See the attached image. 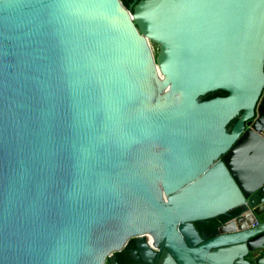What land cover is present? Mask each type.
Segmentation results:
<instances>
[{"label": "water", "instance_id": "1", "mask_svg": "<svg viewBox=\"0 0 264 264\" xmlns=\"http://www.w3.org/2000/svg\"><path fill=\"white\" fill-rule=\"evenodd\" d=\"M132 238L264 264V0H0V264Z\"/></svg>", "mask_w": 264, "mask_h": 264}, {"label": "flooded vegetation", "instance_id": "2", "mask_svg": "<svg viewBox=\"0 0 264 264\" xmlns=\"http://www.w3.org/2000/svg\"><path fill=\"white\" fill-rule=\"evenodd\" d=\"M133 2H136V0L131 1V3ZM237 212L238 210H235L230 214H236ZM212 219L216 220V225H214V222L209 219L203 222H196L195 228L199 232L213 234L219 223L226 220L225 217ZM212 226H214V228ZM149 252V249L144 246L140 240L132 238L127 241L125 246L120 251L114 253V258L116 264H154L155 260Z\"/></svg>", "mask_w": 264, "mask_h": 264}, {"label": "trees", "instance_id": "3", "mask_svg": "<svg viewBox=\"0 0 264 264\" xmlns=\"http://www.w3.org/2000/svg\"><path fill=\"white\" fill-rule=\"evenodd\" d=\"M123 5L125 7H128L131 3L132 0H121ZM136 1H139V0H136ZM226 95V92L225 91H222V90H216L214 92H211V93H207L206 95L202 96L201 99H208V98H211L213 96H224ZM213 222H214V225L217 224L216 220L214 219H211ZM214 228V226H212Z\"/></svg>", "mask_w": 264, "mask_h": 264}, {"label": "built area", "instance_id": "4", "mask_svg": "<svg viewBox=\"0 0 264 264\" xmlns=\"http://www.w3.org/2000/svg\"><path fill=\"white\" fill-rule=\"evenodd\" d=\"M147 243H149L150 244V241H148V239H147ZM114 253H116V252H112L111 254H109V255H112V254H114Z\"/></svg>", "mask_w": 264, "mask_h": 264}]
</instances>
